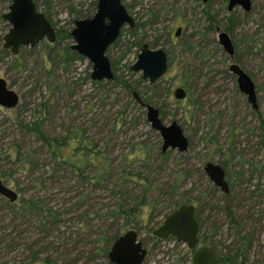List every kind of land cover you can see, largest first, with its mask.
<instances>
[{
    "label": "rangeland",
    "instance_id": "obj_1",
    "mask_svg": "<svg viewBox=\"0 0 264 264\" xmlns=\"http://www.w3.org/2000/svg\"><path fill=\"white\" fill-rule=\"evenodd\" d=\"M34 1L37 4L36 9L47 14L54 30H70L72 27L70 22L74 21L73 12L82 11L84 15L90 17L94 13L96 3V0ZM120 1L133 18L134 23L143 24V27L140 33L137 31L136 36L132 34L134 27L124 26L121 28L117 47L106 53L110 60L117 61L114 74L119 77L120 81H125L130 87L135 88L141 98L158 108L161 121L164 124L176 121L180 125L189 141L187 151L184 153L170 151L165 159L156 155L155 152L159 150L161 142L159 135L149 128L144 118L143 109H138L129 102L127 92L120 85L104 86L98 94L101 98H105L104 101H97L94 97L89 101L91 103L90 110H87L85 103L89 96L95 95V89L86 80V74L90 72V65L84 58L73 62L68 74H61L55 70L54 75L57 78L46 83L42 82L43 79L40 80V84L44 83V85H40L38 91L32 94L31 90L37 86L34 81L43 74L42 70L50 68L47 53L54 48L53 44L42 40L31 49L20 47L16 55H11L0 47V78H3L19 97L18 104L13 109L6 110L0 107V173L6 176L9 169L15 168L6 158V154L9 152L8 148L13 140H16L17 144L25 149L31 147L41 151L42 154L39 156L41 168H47L46 164L50 161L46 151L40 149L39 143H35L31 137L22 136L23 133L16 128L15 123H12L15 118L22 121L35 119L36 115L33 109L37 111V105L47 101L45 104L49 106V114L44 116L42 114V128L47 136L64 135L65 128L69 124L85 127L87 140H91L90 142L95 144L92 154L99 155L101 153L103 155V161L95 160L94 162L100 167L106 163L111 166L114 173H119L125 165L124 163H129L132 171L140 169L142 174L147 175L152 181L154 188L150 187L153 190L149 193L152 198L169 200V195H162L160 192L169 191L171 186L175 187L176 193L184 192L188 197L193 198V196H197L198 189L209 186L208 192L211 191L209 194L212 197L208 194L204 200H209L208 203L216 202V199L211 200V198L220 197L219 194L213 191L203 176H198L201 174H197V171L194 172L200 159L203 158V162L226 161L228 171L242 169L243 172L237 175V181L233 180V184L247 179L248 171L244 166L240 168L241 163L247 159H250L251 162L257 161L264 169V146L258 145L259 131L255 129L259 120L264 122V27H261L264 24V0H250L251 9L247 15L239 7L226 13V0H205L221 28L227 24V17L231 16L234 21L232 35L237 43L239 66L244 72L250 73V79L256 90L258 107L256 112L250 108L244 96L238 92L234 78L230 77L228 72L227 74L223 72V69H227V65L233 61L225 60L224 64L222 63L225 54L216 43V34L213 35V38L219 50H215L214 46L207 41L203 43L207 57L199 58L197 56L198 59H196L192 57L191 53H185L181 47L183 42L194 36L202 22L199 11L205 4L204 2L201 0ZM5 11L6 8L3 12ZM177 27L181 28L177 38L172 36L171 43H161L163 39L159 35L163 36L165 31H170L173 35ZM5 31V28L0 30V43ZM146 36L147 39L144 38ZM139 38L143 39L142 43L149 44L157 39L156 47L163 49L167 56L165 73L151 85L147 84L145 80H141L139 73L129 70L138 51V48L132 43ZM252 40L255 42H251ZM65 43L70 45L71 39L62 42V44ZM251 44L255 48H250L249 51L247 48L251 47ZM125 47H129V51L121 61H118L120 50H124ZM245 51H248L246 55ZM52 55L53 53L51 57ZM202 60L204 64H202ZM66 79L68 83H76V87L70 86V95L65 93L62 88L60 89L62 91L57 90L55 93L50 91L53 85L64 82ZM184 82L190 88V98L195 101L193 105H190L186 99L177 101L173 97V90L176 87L184 89ZM107 89L108 91L104 92ZM126 102L129 103L126 104ZM117 111L123 112L122 118L125 124L111 129L113 121H118ZM206 125L208 126L206 127ZM215 130L217 133H214ZM210 136H215L214 139L212 138L213 142L216 141L214 145L207 143ZM224 139L227 140V143L223 142ZM139 143L144 147L141 152L132 151L131 147L135 148ZM226 147H229L230 150L225 151ZM70 150L68 147L64 153H69ZM218 150L220 152H217ZM197 153H200V159L196 157ZM124 155L127 157L125 160L123 159ZM90 170L88 174L95 172L92 168ZM97 170L98 174H101L100 170ZM20 171L16 170L13 176L20 181V186L23 187L21 192L16 191L12 181L0 178L6 186L16 192L15 200L21 196L29 197L35 194L40 198L50 199V203L60 205L61 208L68 204L66 199L72 192L65 190L68 187L65 178L59 184L47 180L43 185L38 182L34 183V186H30L29 179ZM179 173H182V176L179 177ZM256 175L257 173L253 171L252 182ZM42 176L43 174L39 179H42ZM105 176L102 175V178ZM263 179L264 174L263 177L261 174L260 180ZM132 186L133 183L127 188ZM243 187L244 184L236 186L228 194V197L218 198L221 204H232V207L236 205L237 208L241 205L245 210L249 202L244 198L246 193H244ZM88 189L89 186H87ZM132 191L137 192L138 186L134 185ZM241 191L244 195L241 194ZM97 193L100 191H94L91 194ZM103 194L105 195L106 191ZM230 197L232 198L230 199ZM191 200L192 204L196 205L195 200ZM14 201L0 196V264H43L39 258L50 254L57 263L61 264H98L102 261L99 258L87 260L85 257L91 250V241L102 233L104 234L106 230L101 221L92 219L90 221L92 226L88 227L89 225L82 224V220L78 216L72 217L74 213H68L63 214L60 218L64 221L69 218V222L65 221L59 225H53L51 228L46 225L43 230L39 229V220L32 213L22 216L13 215L10 212V207ZM256 208L254 209L255 215H257ZM259 208L264 214V204H260ZM139 212L140 221L137 224L129 223L122 226L119 234L129 228L136 231L137 238L147 251L141 264H167L175 257H184V262H187L189 257L186 254L190 253L183 244L175 242L172 238L158 240L150 235V230L164 218V211L162 209L150 211V207L144 205ZM216 214L215 220L223 222L224 228L228 230L229 224L225 215L222 212H216ZM135 218L137 217L134 215L129 219L134 220ZM74 239H77L76 243L73 242ZM230 240L231 233L225 242L220 239L222 244H228ZM259 240L261 242V237ZM34 243L35 245H33ZM211 243L215 245L216 250H224L220 242L218 245L215 242ZM46 246L52 249L45 250ZM42 247L44 252H39ZM77 250H79L78 252L84 250V258L77 255ZM32 252H35L38 257L30 263L29 257ZM75 257L77 258L75 263H70L69 261ZM253 258L255 259L257 256L251 259Z\"/></svg>",
    "mask_w": 264,
    "mask_h": 264
},
{
    "label": "trees",
    "instance_id": "obj_2",
    "mask_svg": "<svg viewBox=\"0 0 264 264\" xmlns=\"http://www.w3.org/2000/svg\"><path fill=\"white\" fill-rule=\"evenodd\" d=\"M32 1L37 8L36 2L34 0ZM204 3L205 4L202 5L199 11V17L202 19V22L199 24L197 31L194 33V36L191 37L190 40L183 42L181 45L185 53H191L192 57L196 59L203 56L207 57V52L204 51V41H207L212 46H214L215 50H219L215 44L213 35L216 34L217 30H220L221 27L219 25V21L216 19L215 14L210 10L208 3ZM8 4L9 0H0V30H3L4 28L6 30L8 27L6 23L1 20V14ZM41 13L53 27V24L49 21L47 14L44 12ZM244 14L247 15L248 13ZM72 17H74L73 20L75 21L87 18L88 16L84 15L83 12L80 11L78 13L73 12ZM72 22L73 21H71L70 23L72 24ZM226 22L227 24L223 28H221L220 31H224L229 36L234 49L233 62L239 66L240 63L237 51V43L233 39L232 35L234 21L230 16L227 17ZM142 27L143 24H139L134 29V32L141 31ZM261 27H264V24H262ZM68 32L69 29L55 30V40L53 43H51L54 45V48L49 53H47V60L50 64V68L47 70H42L43 74L34 81L37 86L33 87V89L31 90L32 94L38 91L40 85H44V83L57 78L54 75L55 70H58L61 74H68L71 71V69L69 70V68L73 64V62H75L76 60H82V57L69 49V44H62L63 41L70 39ZM167 32L169 36L171 33L170 31ZM119 36L116 41L109 47L110 49H107L106 53L109 52V50L117 47ZM251 42L255 41L252 40ZM132 44L134 46V43ZM139 45L140 43L136 44L135 46L139 47ZM150 45L154 47L156 44L151 43ZM251 45V47L247 48L249 51L250 48H255L253 44ZM128 51L129 47H125L124 50L121 49L118 56V61H121ZM52 53L53 55L51 57ZM244 53L246 55L248 51H245ZM206 57L205 59H207ZM225 60H228L226 56L222 59L223 64ZM115 63H117L116 60H110V67L113 73L112 81H91L89 79V74H86V80H88L91 86L95 89V95L89 96L88 101L85 103V107L87 110H90L91 103L89 101L94 99V97H96L97 101H104L105 98H101L98 94H100L99 91L106 85H120L123 90L127 92L129 102L135 105L138 109H142L135 103L131 96V93L133 91H136L135 88L130 87L125 81H120L119 77L114 74ZM202 64H204L203 60ZM239 67L241 68V66ZM223 72L226 73V68L223 69ZM246 74L250 78V73ZM40 80H42V82L44 83L40 84ZM66 81L67 79L64 82L53 85L51 90H49L52 93H55L57 90H63L65 93H69V91L71 90L70 86L76 87V83H68ZM61 88L62 90H60ZM106 91H108V89L104 90V92ZM184 91L186 93V101L190 105H193L195 101L191 100L189 95L190 88L186 86L185 82ZM70 94L71 93H69V95ZM141 101L146 104H150L146 99L141 98ZM45 102L47 101H44L37 105V111L36 109H33L36 115L34 117L35 119L22 121L21 119L15 118L14 122L12 123H15L16 128L23 133L22 136L31 137L35 143H39L40 149H44L46 151L50 161L46 164L48 165L47 168H41L42 164L41 162H39V156L42 154L41 151L31 147L25 149V147H21L19 144H17L16 140H13L8 148L9 152L8 154H6V158L15 168L9 169L6 176L3 175V173H0V178H4L3 180L12 181L17 192H21L23 190V187L20 186V181L13 176L16 170L18 172L19 170H21L20 172L25 174V177L30 181V186H34V183L38 182L43 185V183H45V181L47 180L48 182L52 181L55 184H59L61 183V180L65 178V183H67L68 185L65 190L67 192H72V194H70L68 196V199H66L68 204L64 208H61L62 206L60 205L50 203V199H44L42 197L40 198L35 194L29 197L21 196L11 204L10 212L13 215L17 214L22 216L26 213H32L33 216L36 217L37 220H39V229H43V227L46 225L51 228V226L53 225H59L60 223H63L65 221L69 222V218H67V220L65 221L64 219L62 220L60 218V216H62L63 214L68 213H74L72 217L78 216L82 220V224H84V226L89 225L88 227L92 226V222L90 223L92 219L101 221V224L105 226L106 230L104 234L102 233V235L94 238L91 241V250L89 251L88 255H85V257L87 260H92L94 258L102 259V261L98 264H109L106 258V252L111 241L119 235V231L122 226H126L129 223L137 224V222L140 221L139 211H141L142 206L148 205L150 207V211H157L162 209L164 211L163 213L167 215L178 205L187 203L191 201V199H194L188 197L184 192L176 193L175 187L173 186L170 187L169 191L160 192V194L162 195H169V200H158L152 198V196L149 195V193L153 190L150 187L154 188L152 181L147 177V175L142 174L140 169L132 171V168L129 167V163H124L125 165L120 169L119 173H114L111 166L107 165L106 163L102 164L103 166L100 167V165L96 164L94 161H103V155L101 153L99 155L96 153L92 154L95 148V144L91 143V140H87L88 138H86L85 136V127L81 128L78 125L69 124L65 128L64 135L57 137L47 136L42 128V114L43 116L49 114V106H46ZM129 102H126V104H128ZM34 108H36V106H34ZM122 113V111H117L118 121H113L111 129L118 127L121 124H125V121L122 118ZM256 115L257 117H259L258 114ZM207 126L208 125H206V127ZM255 129L259 131L258 136L260 137V139L258 141V145L260 147L264 146V122L262 120H259L258 126ZM212 138L214 139L215 136H210V138L207 139V143L214 145L216 141L214 140L215 142H213ZM226 141V139L223 140L224 143H227ZM68 147H70L71 149L70 152L64 153V151ZM229 147H226L225 151H229L231 148ZM143 148V144L139 143L136 144L135 148L131 147V150L141 152ZM169 152L170 151H166L164 154H161L159 150H157L155 154L160 158L165 159ZM217 152H220V150H218ZM125 158L127 157L124 155L123 159L125 160ZM219 163L224 168L225 178L228 182V193L225 195V197H228V194L231 193L234 187L244 184L243 189H245L244 193H246V196H244V198L247 199L249 204L246 205L245 210L242 209L241 205L237 208L236 205L232 207V204L224 205L221 208L220 201H217L215 205L210 206V208L215 209V214L216 212H222L225 215L229 226L228 230H226L225 228V230L222 231L221 227L223 226V222H218L217 220H215L214 225L212 223H209L207 225L208 230H204V232H202L204 234L201 237L202 242L205 241L206 235L209 233V231H216L219 234L225 233V237L222 238V241L224 242L227 240V237L230 236L231 233V240L228 242V244H222V241L220 242V245L222 244L221 246L224 250H216L218 258L217 264H264V261H261L259 249L260 247L258 248L255 238V234L257 232L256 230L260 229L257 228V225L260 221L259 215L262 212V209L259 208V205L264 204V180H260L261 172L263 171L264 174V169H262V165L258 164L257 162H251L250 159H247L240 165V168L244 166L245 170L248 171V176L246 177L247 179L241 180V182H239L238 184H233V180L237 181V175L243 172L242 169L228 171L226 161H222ZM40 168L41 172L39 171ZM90 168H92V170H95V172H92V174H88L91 171ZM97 169L100 170L101 174H98ZM253 171L257 173L254 182H252V180L254 179ZM41 174H43V178L39 179ZM102 175H106L105 178H102ZM180 176H182V173H179V177ZM132 183L133 186L127 188ZM134 185L138 186L137 192L132 191ZM87 186H89L88 190ZM94 191H100V193L91 194ZM105 191L106 194L104 195L103 192ZM244 193L241 191V194L244 195ZM231 198L232 197H230V199ZM160 202L163 203L161 204L162 206L158 204ZM255 208L257 209V215H255L254 212ZM134 215L137 218H135L134 220H130V216L134 217ZM67 224L69 225V223ZM76 240L77 239H74L73 242L76 243ZM209 244L214 249L212 243L209 242ZM33 245H35V243ZM48 248L49 250L52 249L51 247L46 246L45 250ZM40 251L44 252V248L42 247L39 252ZM78 251L79 250H77V255L84 258V250L80 252ZM50 255H44L39 259L43 264H61L60 262L57 263L55 259ZM254 256H257V258L251 259ZM37 257L38 256L36 255V253L32 252L29 257L30 263L32 261H35ZM76 259L77 258L75 257L69 262L75 263ZM187 260L188 261L186 262V264H189L190 257ZM183 262L184 259L182 257H175L172 258L169 263L181 264Z\"/></svg>",
    "mask_w": 264,
    "mask_h": 264
},
{
    "label": "water",
    "instance_id": "obj_3",
    "mask_svg": "<svg viewBox=\"0 0 264 264\" xmlns=\"http://www.w3.org/2000/svg\"><path fill=\"white\" fill-rule=\"evenodd\" d=\"M205 2V0H202ZM239 7L243 13L251 9L250 0H227L226 12ZM1 20L8 26L1 37L0 47L11 55H16L20 47L33 48L42 40L51 44L55 40V30L39 12L32 0H9ZM133 19L120 0H96L94 13L84 19L75 20L68 32L71 39L69 49L86 59L90 65L89 79L95 82L112 81L113 73L106 50L116 41L122 27L133 26ZM179 29L177 30V32ZM216 43L229 61L233 60L234 49L229 36L217 30ZM166 56L162 49H149L141 46L134 62L129 66L131 72L140 73L141 80L147 84L155 83L166 71ZM227 70L235 77V84L250 108L256 112L255 87L248 75L234 62H230ZM185 93L182 88H175L173 97L181 100ZM132 97L144 111L145 121L149 128L160 137L159 151H177L184 153L188 149V138L176 121L164 124L159 118L158 109L141 101L135 92ZM19 97L16 92L0 78V107L6 110L17 106ZM203 171L209 180L222 192L228 191L222 167L215 162H205ZM0 196L14 201L17 194L0 179ZM194 206L183 203L164 216L162 221L151 229L150 234L156 238L171 236L175 242L183 243L193 249L191 264H216L218 261L214 251L208 246H196V221L193 217ZM146 249L137 238L134 229L129 228L114 238L106 252L107 261L111 264H141Z\"/></svg>",
    "mask_w": 264,
    "mask_h": 264
},
{
    "label": "flooded vegetation",
    "instance_id": "obj_4",
    "mask_svg": "<svg viewBox=\"0 0 264 264\" xmlns=\"http://www.w3.org/2000/svg\"><path fill=\"white\" fill-rule=\"evenodd\" d=\"M126 9V8H125ZM127 11V10H126ZM233 11V10H232ZM228 13V12H227ZM132 18V17H131ZM153 18L155 19V17L153 16ZM133 19V18H132ZM133 23H134V20H133ZM139 24H137V23H134L133 24V26L131 27V28H133L134 27V29L138 26ZM179 29V31L177 32V30ZM180 32H181V28L180 27H177L175 30H174V32H173V35L172 34H170L169 36H168V32L167 31H165V33L163 34V36H161V35H159V37L161 38L162 37V42L161 43H164V42H169V43H171L172 42V36L174 37V38H177V36L180 34ZM136 33H137V31L136 32H134V33H132L134 36H136ZM139 33H140V31H139ZM132 35V36H133ZM144 38H146L147 39V36L146 37H144ZM143 39H135V41H133V43H134V46L136 45V44H139L140 43V45H139V47H137L138 48V51H139V49L141 48V46L143 45V44H145L149 49H157V48H159V47H156V45H157V39H154L155 41H153V42H151V43H155L156 45L154 46V47H152L149 43H142L143 41H142ZM136 43V44H135ZM161 49V48H160ZM163 50V49H162ZM138 51H137V53H138ZM164 52V51H163ZM136 53V54H137ZM165 53V52H164ZM107 56V55H106ZM136 56V55H135ZM165 56H166V54H165ZM228 59V58H227ZM108 60H109V58H108ZM229 61V60H228ZM233 61V60H232ZM109 62H110V60H109ZM134 62V61H133ZM166 63H167V56H166ZM230 64V63H229ZM228 66V65H227ZM227 72L230 74V77H232V78H234V80H235V77L226 69V74H227ZM140 74V73H139ZM141 79V78H140ZM177 88V87H176ZM179 88H181V87H179ZM183 89V88H182ZM183 91H184V89H183ZM133 92H135L137 95H138V93L136 92V91H133ZM173 92H174V90H173ZM184 93H185V91H184ZM131 96H132V93H131ZM138 97L140 98V96L138 95ZM185 97H186V93H185V95H184V97L181 99V100H183V99H185ZM133 98V97H132ZM245 98V97H244ZM141 99V98H140ZM134 100V99H133ZM177 101H179V100H177ZM136 103V102H135ZM158 109V108H157ZM158 114H159V118H160V113H159V110H158ZM214 132H216L217 133V130H215ZM160 152V151H159ZM196 157H198V159H200L201 157H200V153H197V156ZM203 158H202V160L200 159V161L198 162L199 164H197L198 166L195 168V170H194V172L195 171H197L196 173L197 174H201V176L200 175H198L199 177H204L205 178V181H206V183L208 184V185H210L211 186V188L213 189V191L214 192H216V193H218L219 194V196L220 197H217V196H215V197H213V198H211V200H215L216 199V202L217 201H220L219 199L221 198V197H225V195L228 193V191L226 192V193H224V192H222L216 185H214L210 180H209V178L207 177V175L205 174V172L203 171V169H202V167H203V165H204V163L205 162H203ZM254 162H257V161H254ZM216 163V162H215ZM201 164V165H200ZM217 164H219V163H217ZM220 165V164H219ZM221 166V165H220ZM222 167V166H221ZM222 169H223V172H224V168L222 167ZM262 169H263V167H262ZM261 174H262V177H263V171L261 172ZM261 176V175H260ZM224 179H225V181H226V183H227V186H228V182H227V180H226V178H225V173H224ZM264 180V179H263ZM201 187H202V185H201ZM208 189H209V186H205L204 188H200V189H198L197 190V196H193V198H194V200H195V203H196V205H194V204H192V200L191 201H189V202H187V203H191L193 206H194V210H193V217H194V219H195V221H196V226H197V229H196V246L195 247H198V246H208V247H210L213 251H214V253H215V255L217 256V253H216V249H215V245L214 244H212V246L214 247V249L210 246V244H209V242H215L216 243V245H218V243L219 242H221L220 241V239L222 240V238L223 237H225V233H223V234H219L218 232H216V231H209V233L206 235V239H205V241H203L202 242V239H201V237L204 235L202 232H204V230H208L207 229V225L210 223H212L213 225L215 224V209L214 208H210V206H213V205H215V203L216 202H213V203H208V201L209 200H204V198H205V196H207L210 192H208ZM204 193H205V195H204ZM212 194V193H211ZM210 195V194H209ZM222 195V196H221ZM211 196V195H210ZM212 197V196H211ZM227 197V196H226ZM219 198V199H218ZM210 204V205H209ZM213 204V205H212ZM252 204H254V203H252ZM220 205H221V208L224 206V205H227V204H221V201H220ZM204 211H206V213H204ZM254 214V213H253ZM260 216V221H259V223H258V225H257V228H260V229H258V230H256L257 232H256V234H255V238H256V244H257V246H258V248L260 249V255H261V261H264V214H263V212H261V214L259 215ZM211 220V221H210ZM210 221V222H209ZM224 226H222L221 227V229H222V231H224ZM151 235V234H150ZM152 236V235H151ZM154 237V236H153ZM260 237H261V242H260ZM156 238V237H155ZM165 238H172L171 236H167V237H165ZM165 238H163V239H165ZM158 240H163V239H161V238H157ZM173 239V238H172ZM142 244V243H141ZM180 244H183V243H180ZM142 246H143V244H142ZM183 246L184 247H186L184 244H183ZM144 247V246H143ZM145 248V247H144ZM186 249L189 251L188 253H190L189 255L188 254H186V256H189V257H191V254H192V252H193V249H188L187 247H186ZM147 252V251H146ZM182 258H184V257H182ZM218 262V261H217ZM109 264H111V263H109ZM167 264H170L169 262L167 263ZM181 264H186V262H183V263H181ZM189 264H191V261L189 260ZM217 264V263H216Z\"/></svg>",
    "mask_w": 264,
    "mask_h": 264
}]
</instances>
